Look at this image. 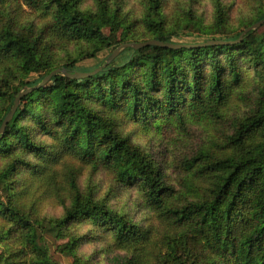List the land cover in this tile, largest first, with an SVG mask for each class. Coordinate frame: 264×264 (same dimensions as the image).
Listing matches in <instances>:
<instances>
[{
	"label": "trees",
	"instance_id": "1",
	"mask_svg": "<svg viewBox=\"0 0 264 264\" xmlns=\"http://www.w3.org/2000/svg\"><path fill=\"white\" fill-rule=\"evenodd\" d=\"M229 1L212 0L208 21L202 0H143L139 17L124 0H0V128L33 89L0 133V264H60L46 236L78 264L84 225L123 253L109 264H264V25L240 40L264 0L238 16ZM31 14L43 24L28 25ZM149 40L182 47L126 48L103 67ZM101 67L37 88L57 69ZM195 122L210 126L206 139L175 165L125 131ZM86 169L112 178L106 195L81 189ZM120 189L136 192L140 219L112 206ZM47 203L63 214H42Z\"/></svg>",
	"mask_w": 264,
	"mask_h": 264
},
{
	"label": "rangeland",
	"instance_id": "2",
	"mask_svg": "<svg viewBox=\"0 0 264 264\" xmlns=\"http://www.w3.org/2000/svg\"><path fill=\"white\" fill-rule=\"evenodd\" d=\"M143 0H124L127 4L126 9L129 10L136 17H139L143 11ZM169 4H182L186 5L191 2V0H167ZM197 1H195L196 4ZM202 7H198L200 12H202L207 20L209 21L212 16L213 6L212 0H202ZM227 3V0H225ZM235 6V10L237 11L236 16L240 14H248L250 12L251 5L248 0H230L228 3H233ZM85 8L93 9V0H84ZM43 20H41L38 15L31 14L28 16L26 23L28 25L35 24L41 25L43 24ZM183 41H192L190 37H183L180 39ZM108 52H104L98 55L97 58L92 60H87L81 63L85 68L93 67L102 60L105 59ZM210 126H206L204 123H188L187 125L181 126V128L172 129V130H163L161 133H143L135 131L132 125H126L125 131L129 132L132 135V140L136 144H140L145 149H149L151 147L154 150L159 151L161 153H165L167 157H169V161L175 165L180 163L181 157L185 154H189L197 148V144L200 141H204L206 139V135L209 132ZM214 127V125H211ZM213 132H215L212 129ZM92 171L89 169L82 170V173L78 179L79 185L83 191H85L89 185H92L95 189L96 194L98 196H104L109 192V189L113 183L112 178L106 174V172H99L91 174ZM172 178L179 182L178 179L180 175L177 176L178 171H172ZM182 182V181H181ZM179 183V185L181 184ZM177 184V183H176ZM137 194L134 191H125L119 190L111 200V204L114 208L118 210L126 211L133 214L136 220L140 219L141 215L138 210L141 208L138 207L139 199H137ZM138 200V201H137ZM140 203V202H139ZM42 211L45 216H55L59 217L63 214V208L56 206L52 203H47L43 206ZM144 217V212H141ZM91 225L79 226V228L75 229L74 232L78 234V236H87L83 244L80 246L77 255L80 259L78 264H109L110 259L113 255L120 254L118 251L109 248V244H107V239H102L101 241H91L90 237L92 236ZM73 232V233H74ZM46 240L49 245L50 253L55 260H57L60 264H74L73 259L71 257H66L60 254L55 245L61 244L62 241L55 242L50 236H46ZM120 255H123L120 254Z\"/></svg>",
	"mask_w": 264,
	"mask_h": 264
},
{
	"label": "water",
	"instance_id": "3",
	"mask_svg": "<svg viewBox=\"0 0 264 264\" xmlns=\"http://www.w3.org/2000/svg\"><path fill=\"white\" fill-rule=\"evenodd\" d=\"M262 25H264V20L252 25L251 27L247 28L246 30H244V32L242 33L241 37H240V40L243 38V36L245 34H247L248 32L250 31H253V30H256L258 28H260ZM214 42L212 41H209L207 43H205L204 45H210V44H213ZM225 42H218V44H224ZM226 44H231V43H226ZM151 45H154V46H160V47H166V48H180L182 47V45H173V44H168V43H164V42H161V41H158V40H149V41H146V42H142V43H129V44H124L122 46H120L119 48H117L109 57L108 59L106 60V63L103 67H105L106 65H108L109 63H111L120 53L122 50L126 49V48H134V49H139V48H142V47H145V46H151ZM191 47V46H189ZM103 67L95 70L94 72H91V73H75V74H69L65 69H57L53 72H51L48 76H46L44 78V80L41 82V84L38 87H41L45 84H47L50 79L57 73H63L64 75L68 76V77H71V78H85V77H88L90 75H93L95 73H97L98 71H100ZM33 91V89H29L23 93H21L15 100V105H14V108L11 110V112L6 116L5 120L3 121L2 123V126L0 128V133H2L6 127V125L10 122V120L13 118L17 108H18V105H19V102H20V99L23 95L29 93Z\"/></svg>",
	"mask_w": 264,
	"mask_h": 264
}]
</instances>
